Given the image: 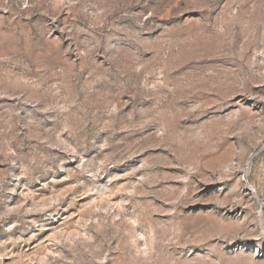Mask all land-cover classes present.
I'll list each match as a JSON object with an SVG mask.
<instances>
[{
  "label": "rangeland",
  "instance_id": "1",
  "mask_svg": "<svg viewBox=\"0 0 264 264\" xmlns=\"http://www.w3.org/2000/svg\"><path fill=\"white\" fill-rule=\"evenodd\" d=\"M0 264H264V0H0Z\"/></svg>",
  "mask_w": 264,
  "mask_h": 264
}]
</instances>
